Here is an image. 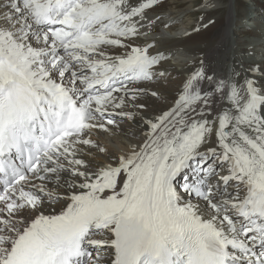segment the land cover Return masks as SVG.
Segmentation results:
<instances>
[{"label":"snow or ice","instance_id":"obj_1","mask_svg":"<svg viewBox=\"0 0 264 264\" xmlns=\"http://www.w3.org/2000/svg\"><path fill=\"white\" fill-rule=\"evenodd\" d=\"M158 6L0 0V264H264V61L225 77L201 59L149 113L164 57L133 38ZM120 120L143 142L93 167L82 146L106 150L85 135Z\"/></svg>","mask_w":264,"mask_h":264},{"label":"bare ground","instance_id":"obj_2","mask_svg":"<svg viewBox=\"0 0 264 264\" xmlns=\"http://www.w3.org/2000/svg\"><path fill=\"white\" fill-rule=\"evenodd\" d=\"M161 1L162 0H159V4ZM169 3L173 6H181L182 4H185L186 6L175 11H169L167 16L164 14V21L161 20L158 21L154 26L145 27L141 30V34L138 37L133 38V42L139 46H143L145 43L153 44L154 47L151 49L153 54H155L157 51H160L164 57L162 69L157 67L156 70H164L165 76L163 78L154 79L147 83L149 91H156L159 89L157 94L163 98V100L155 99L150 101L149 98L143 99L148 105L149 113H152L153 111L158 112L160 109H166L174 103V98H178L179 91L182 89L184 81L187 79L190 73L195 70V67L198 66L201 59L205 60L206 67L210 66L214 68L220 76L225 77H232L235 72L241 71L242 67H246L248 64L253 62L259 64L260 62L264 61L263 51L250 46V43L246 44L247 46L242 47L243 43L236 38L238 29L246 28L244 24L237 22L238 20L236 19L237 15L235 10L236 0H230V2L227 4L224 17L220 16L211 18L216 22L214 25L209 26L207 29L200 28L198 33L195 31L191 32L192 30H186V34L184 35H181L182 30L192 28V18L195 16V14H197L193 13V8L195 7L194 1L182 0L181 2H178V0H171ZM209 3L210 2H208V4ZM217 12V9H213L212 11L206 12L204 16L211 17ZM148 15L153 17L158 16L152 12L148 13ZM256 18H258V22L256 23V28L253 32H255V35L263 41V34L258 32V30H261L263 27L264 16H262L261 13L254 12L247 13L244 16V19L248 21L252 20L253 22ZM168 21L169 23H167ZM203 23L207 24L208 20L204 19ZM200 24V22L197 23V27H200ZM160 28H163L164 30L167 29L166 32L168 35H170V38H168L166 41L161 39V37L164 36V32L162 33V30H160L161 33L158 32V29ZM127 42L128 41L126 40L125 43ZM252 43L253 42H251V44ZM263 47L264 43L262 42V48ZM107 51L108 55L116 56L123 55L125 49L109 48ZM248 51L251 54L256 53L259 56L254 58L250 57L249 59L242 57V54H246ZM260 57L262 59H260ZM173 79L176 81H182L176 90L174 89L175 84ZM237 79L240 80L241 78ZM156 82L163 84L164 87L159 88L161 84L159 85ZM204 87L206 94L211 97L213 95V91L211 90L212 86L205 84ZM237 87H239V84H237ZM129 123V131L133 134H137V136H141L140 139L143 142V124L132 123L130 121ZM118 126H120L119 123L108 126L107 131L98 129L91 131V133L98 139L101 147L106 150L101 154H97V160H95V158H91L93 162L91 161L92 163L90 164L93 167L103 166L109 163L115 166V162L121 155L130 154L133 148L142 143L140 142L137 146H130L125 143L117 131ZM111 132L113 133L111 134ZM131 142L133 141L131 140ZM86 148L88 149V146H86ZM66 179L71 182L70 178L66 177ZM216 179H218V177ZM212 182L215 183V180ZM49 189L52 196H59L61 200L66 199V196L70 195L72 191L67 187V184H65L63 180H61L59 185L53 182L49 185ZM61 200L55 201L53 198L50 200L46 198L45 203L49 205L45 209L46 213L52 211L58 212L60 210ZM103 238L104 237H100V239ZM94 255H96V253H94ZM99 255L102 256L104 260L109 259V252L106 248L105 250L101 251Z\"/></svg>","mask_w":264,"mask_h":264},{"label":"rangeland","instance_id":"obj_3","mask_svg":"<svg viewBox=\"0 0 264 264\" xmlns=\"http://www.w3.org/2000/svg\"><path fill=\"white\" fill-rule=\"evenodd\" d=\"M170 1L171 0H162L160 2L159 6L150 12L157 14L158 16H160L162 18L161 20L164 21L163 19L165 18V15L166 16L168 15L169 11H175L179 8L186 6L185 4H182L181 6L174 5L175 6L174 7L172 4L169 3ZM181 1L182 0H178V2H181ZM193 1L195 4V7L193 8V13H197V14H195V16H193V18H192V21H193L192 22L193 23L192 28L191 29H189V28L185 29V31L186 30L187 31L192 30L191 32H193L194 29L197 28V23H199V22L201 23L202 18L205 17L204 15L206 14V12L212 11L213 9H215V10L217 9L218 12L209 18H213V17L216 18V17H220V16L224 17L225 12H226L225 8H226L227 4L230 2V0H211V1L210 0L209 1H207V0H193ZM208 2H210V3L208 4ZM205 5H207V7H205ZM235 10H236V15H237L236 19L238 20L237 22L240 24L242 23V24H244V26H246V28L238 29L237 36H236V38L239 39L243 43L242 47H245V46H247L246 44L250 43L249 44L250 46L255 47L256 49H259L260 51L264 52V47L262 48V42L264 43V20H263V27L261 28V30L260 29L258 30V32L263 34V41H262L255 35V32H253L254 29L256 28V23L258 22V18L254 19V22L252 20L248 21V20L244 19V16L250 12L261 13L262 16H264V0H253V1L252 0H236ZM203 22H204V19H203ZM158 30H159L158 32H160V33H161L160 30H162V33L164 32V36H162L163 38L160 35V37H161V39H163V41H166L168 38H170V35H168L166 32L167 29L164 30L163 28H160ZM165 33L168 36H166ZM155 37H157V36H155ZM251 42H253V43L251 44ZM160 43H161V41H160ZM257 56H259V55L256 53L251 54L249 51L246 54H242V57H246L247 59H249L250 57L254 58ZM260 59H262V58L260 57ZM173 82L175 84L174 89L176 90V88L178 86H180V83L182 81H180V80L176 81L175 79H173ZM156 83L159 85L161 84L159 82H156ZM151 84H153V83H151ZM161 87L162 88L164 87L163 84H161L159 86V88H161ZM152 91H155V90H151L149 92H152ZM157 91H159V89L156 90L155 92H157ZM141 99L143 100L146 98H141ZM155 99H160V100L162 99L163 100V98L158 96V94L154 97L149 98L150 101H153ZM148 110L149 109L147 108L146 111H148ZM118 123L120 124V126H118L117 131L125 143H127L130 146L131 145L137 146L140 142H142V140L140 139L141 136H137V134H133L129 131V128H130L129 121L120 120V121H118ZM112 133L113 132H111V134ZM85 138L94 141L96 144H99L98 139L91 132L87 133L85 135ZM131 140L133 142H131ZM128 141H130V142H128ZM82 147H84V152L81 155L85 159V161L89 162V163L93 162L92 161L93 158H95V160H97V154L103 153V152H100L98 149H95V148H92L91 150H89L86 148V146H82ZM103 163H105V162H103ZM56 197L57 196L51 195V198L55 199V201H58L56 199ZM97 236H99V237H95L96 239H100V237L101 238L103 237L100 234H98Z\"/></svg>","mask_w":264,"mask_h":264}]
</instances>
